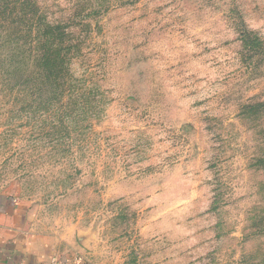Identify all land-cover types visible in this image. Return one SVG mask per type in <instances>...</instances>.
Wrapping results in <instances>:
<instances>
[{"label":"rangeland","instance_id":"374dc122","mask_svg":"<svg viewBox=\"0 0 264 264\" xmlns=\"http://www.w3.org/2000/svg\"><path fill=\"white\" fill-rule=\"evenodd\" d=\"M0 196L49 261L264 264V0H0Z\"/></svg>","mask_w":264,"mask_h":264},{"label":"trees","instance_id":"16d2710c","mask_svg":"<svg viewBox=\"0 0 264 264\" xmlns=\"http://www.w3.org/2000/svg\"><path fill=\"white\" fill-rule=\"evenodd\" d=\"M28 12L20 10V23L27 28V56L31 66L38 68L47 84L56 86L59 81L66 82L71 77L67 66L72 46L66 45L67 25H48L39 17V11L33 2H27ZM20 25V24H19ZM24 37H18V40ZM29 41V42H28ZM18 43V42H17Z\"/></svg>","mask_w":264,"mask_h":264},{"label":"crops","instance_id":"0c3cea01","mask_svg":"<svg viewBox=\"0 0 264 264\" xmlns=\"http://www.w3.org/2000/svg\"><path fill=\"white\" fill-rule=\"evenodd\" d=\"M28 238L27 213L0 196V264H48L51 253Z\"/></svg>","mask_w":264,"mask_h":264},{"label":"built area","instance_id":"2783aa9c","mask_svg":"<svg viewBox=\"0 0 264 264\" xmlns=\"http://www.w3.org/2000/svg\"><path fill=\"white\" fill-rule=\"evenodd\" d=\"M48 264H71V263L61 259H52Z\"/></svg>","mask_w":264,"mask_h":264}]
</instances>
